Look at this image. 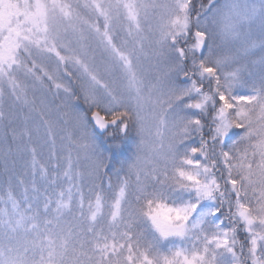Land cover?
<instances>
[{
	"label": "snow or ice",
	"instance_id": "1",
	"mask_svg": "<svg viewBox=\"0 0 264 264\" xmlns=\"http://www.w3.org/2000/svg\"><path fill=\"white\" fill-rule=\"evenodd\" d=\"M0 264H264V0H0Z\"/></svg>",
	"mask_w": 264,
	"mask_h": 264
},
{
	"label": "rangeland",
	"instance_id": "2",
	"mask_svg": "<svg viewBox=\"0 0 264 264\" xmlns=\"http://www.w3.org/2000/svg\"><path fill=\"white\" fill-rule=\"evenodd\" d=\"M253 2H255V3L258 4L259 3V0H253ZM194 31H195V29H193V32ZM244 90H246V89H242V91H244ZM95 135H96L97 143L99 145H101L102 147H105L106 148L107 145L109 143H111L110 138L106 134L101 135V134H99V133L96 132ZM131 147H132V143L130 145V143L128 142V145L126 146L125 151L123 153L124 157H127V156L131 155Z\"/></svg>",
	"mask_w": 264,
	"mask_h": 264
},
{
	"label": "water",
	"instance_id": "3",
	"mask_svg": "<svg viewBox=\"0 0 264 264\" xmlns=\"http://www.w3.org/2000/svg\"><path fill=\"white\" fill-rule=\"evenodd\" d=\"M96 132L99 133V134H104V133H101L98 129L96 130Z\"/></svg>",
	"mask_w": 264,
	"mask_h": 264
},
{
	"label": "trees",
	"instance_id": "4",
	"mask_svg": "<svg viewBox=\"0 0 264 264\" xmlns=\"http://www.w3.org/2000/svg\"><path fill=\"white\" fill-rule=\"evenodd\" d=\"M129 143H130V145H131L132 141L130 140Z\"/></svg>",
	"mask_w": 264,
	"mask_h": 264
}]
</instances>
